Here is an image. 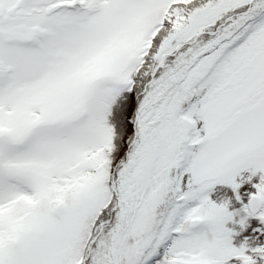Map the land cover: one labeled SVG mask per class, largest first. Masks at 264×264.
Wrapping results in <instances>:
<instances>
[{
	"label": "snow or ice",
	"instance_id": "1",
	"mask_svg": "<svg viewBox=\"0 0 264 264\" xmlns=\"http://www.w3.org/2000/svg\"><path fill=\"white\" fill-rule=\"evenodd\" d=\"M0 264H264V0H0Z\"/></svg>",
	"mask_w": 264,
	"mask_h": 264
}]
</instances>
